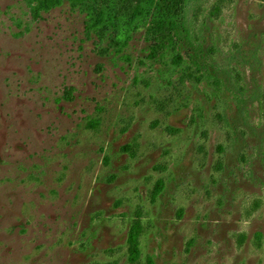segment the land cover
I'll use <instances>...</instances> for the list:
<instances>
[{"label":"rangeland","instance_id":"rangeland-1","mask_svg":"<svg viewBox=\"0 0 264 264\" xmlns=\"http://www.w3.org/2000/svg\"><path fill=\"white\" fill-rule=\"evenodd\" d=\"M35 5L0 0V264H132L137 221L135 264H264V0H191L155 56Z\"/></svg>","mask_w":264,"mask_h":264},{"label":"trees","instance_id":"trees-1","mask_svg":"<svg viewBox=\"0 0 264 264\" xmlns=\"http://www.w3.org/2000/svg\"><path fill=\"white\" fill-rule=\"evenodd\" d=\"M31 7L35 14L49 13L64 4L86 17L88 35L111 41L115 54L122 53L139 31H146L152 54L175 50L190 40L186 12L191 0H134L128 12H122L116 1L100 5L99 0H35ZM30 3H32L30 1ZM31 5V4H30ZM177 55L174 60H179ZM179 62V61H175ZM140 222H135L128 235L129 259L135 264L140 259Z\"/></svg>","mask_w":264,"mask_h":264}]
</instances>
